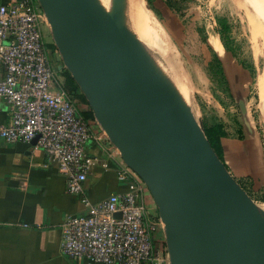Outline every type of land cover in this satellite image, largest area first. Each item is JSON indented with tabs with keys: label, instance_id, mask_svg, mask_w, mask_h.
<instances>
[{
	"label": "water",
	"instance_id": "95a60500",
	"mask_svg": "<svg viewBox=\"0 0 264 264\" xmlns=\"http://www.w3.org/2000/svg\"><path fill=\"white\" fill-rule=\"evenodd\" d=\"M37 1L95 121L146 185L169 264H264V213L178 107L130 0Z\"/></svg>",
	"mask_w": 264,
	"mask_h": 264
},
{
	"label": "built area",
	"instance_id": "2783aa9c",
	"mask_svg": "<svg viewBox=\"0 0 264 264\" xmlns=\"http://www.w3.org/2000/svg\"><path fill=\"white\" fill-rule=\"evenodd\" d=\"M45 25L37 0L0 3V64L6 73L0 80V101L12 112L9 125L0 127V137L7 144H30L38 138L35 149L58 165L71 195L83 193L94 169L109 168L87 153L90 141L117 163V179L127 190L94 205L83 200L87 213L69 217L62 227L65 255L87 264H169L156 250L162 222L150 211L146 185L107 135L92 129L65 89L47 46Z\"/></svg>",
	"mask_w": 264,
	"mask_h": 264
},
{
	"label": "rangeland",
	"instance_id": "374dc122",
	"mask_svg": "<svg viewBox=\"0 0 264 264\" xmlns=\"http://www.w3.org/2000/svg\"><path fill=\"white\" fill-rule=\"evenodd\" d=\"M135 1L141 7L140 33L173 98L176 93L183 106L188 103L202 128L204 124L221 125L225 133L222 141L242 139L249 115L264 148V50L242 0ZM219 18L227 19L231 27L233 53L217 35ZM45 33L50 54L62 68L48 23ZM65 69L63 66L61 72ZM79 105L80 109L81 105L89 108L88 102ZM241 186L264 213V188L253 190L246 182ZM155 240L156 250L169 262L162 228Z\"/></svg>",
	"mask_w": 264,
	"mask_h": 264
},
{
	"label": "crops",
	"instance_id": "0c3cea01",
	"mask_svg": "<svg viewBox=\"0 0 264 264\" xmlns=\"http://www.w3.org/2000/svg\"><path fill=\"white\" fill-rule=\"evenodd\" d=\"M5 75L0 64V80ZM60 79L64 83L62 74ZM81 110L90 111L85 105H81ZM11 117L10 106L0 101V127L8 126ZM249 117L242 139L222 141L223 158L240 186L246 182L253 190H259L264 188V148ZM90 123L93 130L101 132L95 120ZM34 146L7 144L0 137V264H87L62 252V227L69 217L87 213L83 200L94 205L127 190L117 179V163L95 140L90 141L87 153L99 157L109 168L94 169L84 183L83 193L71 195L58 165ZM147 204L155 214L157 209L150 194Z\"/></svg>",
	"mask_w": 264,
	"mask_h": 264
},
{
	"label": "trees",
	"instance_id": "16d2710c",
	"mask_svg": "<svg viewBox=\"0 0 264 264\" xmlns=\"http://www.w3.org/2000/svg\"><path fill=\"white\" fill-rule=\"evenodd\" d=\"M217 35L220 38V41L225 46L226 50H228L230 53L234 52L233 48V41L231 40V27L228 24V20L225 18H219L217 20ZM220 43V42H219ZM221 45V43H220ZM63 67V63H62ZM62 76L64 78V87L67 90V92L74 97L78 103H87L85 97L81 93L77 83L74 81V79L71 77L70 73L65 69L64 72H62ZM90 109V108H89ZM83 116L86 120H95L93 112L90 111L88 113H83ZM204 132L205 135L212 146L213 150L215 151L218 158L224 163L223 158V146H222V139L225 136V133L223 132V129L221 125L219 124H204ZM225 165V163H224ZM262 202L264 203V192L262 197Z\"/></svg>",
	"mask_w": 264,
	"mask_h": 264
},
{
	"label": "bare ground",
	"instance_id": "6f19581e",
	"mask_svg": "<svg viewBox=\"0 0 264 264\" xmlns=\"http://www.w3.org/2000/svg\"><path fill=\"white\" fill-rule=\"evenodd\" d=\"M242 2H243L242 5H244V7H245V12H246L245 14H246L247 18H249L251 26H253L252 27L253 31L256 30V32L258 33V34H256L254 31L256 39H260L262 41V43H261L262 49L264 50V0H242ZM130 3L132 6V10L135 13L137 22L141 21L142 14H140L139 10H138V8L140 6L139 7L137 6V2L135 0H130ZM139 9H141V7ZM145 24H146V22H145ZM263 55H264V53H263ZM174 97L176 98L174 100L176 101L180 110L183 112V114L187 115L188 103H185V106H183L181 99L177 97L176 93H175Z\"/></svg>",
	"mask_w": 264,
	"mask_h": 264
}]
</instances>
